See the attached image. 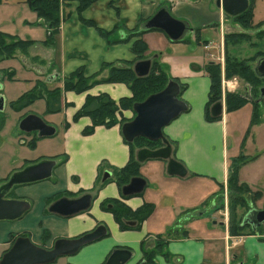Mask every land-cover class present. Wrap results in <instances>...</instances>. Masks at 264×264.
Masks as SVG:
<instances>
[{
  "label": "crops",
  "instance_id": "crops-1",
  "mask_svg": "<svg viewBox=\"0 0 264 264\" xmlns=\"http://www.w3.org/2000/svg\"><path fill=\"white\" fill-rule=\"evenodd\" d=\"M23 2L26 4L25 16L20 22L25 21L26 31L22 36L4 33L34 41L28 48L30 63L25 66L15 59V68L11 66L9 70H15L17 74L18 69H25L32 74L33 81L21 95L31 90L38 78L44 79L48 90L61 88L62 107L56 112L47 111L44 97L27 105V109L34 110L29 113L38 114L56 127L53 135L43 137L37 131L21 134V111L13 108L19 112L10 127L9 142L6 146L0 142L5 147L3 158L9 155L5 165L0 159V184L14 172L39 160L53 159L56 164L50 177L14 185L8 192L9 197L29 200L31 207L16 220H0V257L14 242L13 239L10 246L1 251L8 244L5 241L10 232L25 230L34 243L41 242L39 245L50 248L57 238L78 237L103 224L107 228L106 234L69 255L66 264H102L116 248L131 250L130 259L135 263L142 255L141 239L144 240L142 247L150 249L156 236L165 238L166 251L171 258L158 256L155 264H264V223L253 228L241 221L238 228L231 231L218 215L224 208L223 188L229 182L231 161L241 149V145L229 149L230 114L248 102L253 107L252 120L255 123L262 121L258 124L261 125L264 123V104L261 107V101H247L237 109L228 110L225 103L220 117L215 120L205 117L211 88L206 64L218 61L222 75H225L227 59L233 55L230 51L236 55L239 51L238 40L250 43L247 47L252 48L245 58L259 54L258 60L264 56V34L258 35L264 30V0H250L249 26L243 18L248 10L231 16L217 6L216 0H95L81 10L75 1L61 4L59 29L52 34V29L38 17L27 0ZM162 6L186 22L189 30L185 36L171 40L163 31L153 29L136 35L134 32L145 29L144 23ZM236 35L245 38L237 39ZM140 37L147 44L142 55L134 49V41ZM146 58H150L152 64L157 62L164 73L179 82V96L188 106L163 128L171 142L172 156L187 169L183 176L169 174L165 159L137 160L139 148L132 150L121 129L122 120L128 121L135 116L133 108L117 111V123L96 125L90 133H84L85 127L92 124L90 116L74 119L88 94L105 93L115 101L132 95L127 82L102 81L110 72L106 64L127 66L133 61V67L136 61ZM79 68L86 76H93L92 80L99 81L81 92L65 89L64 81ZM4 76L13 80L19 78L18 74L7 76L0 72V84ZM8 88L0 90L5 104L7 99L3 90ZM19 97L8 99L10 105ZM41 101L44 105L36 109V102ZM133 155L139 162L136 175L144 177L147 183L142 192L125 196L122 194L124 184L118 182L116 171ZM105 171L111 174L104 179ZM255 181L238 177V183L249 192L256 191L257 204H264V182L257 184ZM85 193L92 195L88 209L70 216L49 211V206L57 199L79 197ZM107 198L122 200L133 209L151 202L154 209L139 229H121L113 212L101 206ZM43 231L49 234L45 239L41 236Z\"/></svg>",
  "mask_w": 264,
  "mask_h": 264
},
{
  "label": "water",
  "instance_id": "water-1",
  "mask_svg": "<svg viewBox=\"0 0 264 264\" xmlns=\"http://www.w3.org/2000/svg\"><path fill=\"white\" fill-rule=\"evenodd\" d=\"M221 7L231 16H238L248 10L250 0H216ZM148 30H161L171 40H180L189 30L184 20L174 17L167 7H160L145 23ZM152 60L150 58L138 60L133 69L137 76L143 77L150 73ZM255 74L264 78V56H261L253 68ZM1 90V84H0ZM180 84L170 79L166 86L155 93L148 95L143 101L135 102L133 110L135 116L125 121L122 126V134L127 142H133L137 137H145L151 141L160 142L162 145L156 148L141 147L136 152L137 160L142 162L147 159L167 160V172L169 174L185 175L187 169L182 162L172 156L170 140L164 135L163 128L179 114L186 111L188 106L180 96ZM264 98V84L259 87V97L256 102ZM225 102L220 99L212 104L211 116L220 117L223 114ZM5 105V98L0 92V111ZM19 128L24 132L37 131L38 135L51 136L56 132V127L47 123L41 116L29 113L19 122ZM56 161L42 159L36 163L25 166L11 174L6 182L0 184V220H15L20 218L31 207L27 199L7 196L10 189L17 184L43 180L51 176ZM111 174L105 171L104 179ZM146 179L142 176H132L122 186V194L125 196L137 194L146 186ZM92 195L85 193L79 197H61L49 206V211L63 216H70L84 211L91 206ZM264 221V206L259 209H250L242 218L243 224H250L256 228ZM107 228L100 224L90 232H86L74 238H57L52 247L47 248L34 243L28 236L20 235L5 251L0 259V264H48L58 257L76 253L83 245L92 242L105 235ZM132 256L128 248H116L102 264H125Z\"/></svg>",
  "mask_w": 264,
  "mask_h": 264
},
{
  "label": "trees",
  "instance_id": "trees-1",
  "mask_svg": "<svg viewBox=\"0 0 264 264\" xmlns=\"http://www.w3.org/2000/svg\"><path fill=\"white\" fill-rule=\"evenodd\" d=\"M2 0H0L1 2ZM77 2V8L79 10L83 9L85 6L89 5L91 2L95 0H27L29 6L37 13L38 17L41 18L47 25L52 29L51 34L59 29V24L61 21V4H71L72 2ZM252 8V7H251ZM251 8L243 14V18L245 21V25L249 26V17ZM261 26V25H260ZM148 29H143L140 31H135L136 35H141L142 31H146ZM264 34V30L260 31L258 35ZM8 35V34H7ZM5 33H0V44L3 43V49H0V60L4 59L8 55V49L14 46L21 45L22 43H27L30 45L34 41L32 39H14L12 42H4L3 39L6 37H13ZM232 36V35H231ZM237 39H244V35H236ZM233 38V37H232ZM15 41V42H14ZM134 49L138 55H142L143 52L147 49L146 41L141 37L134 41ZM245 60H241V62H237V67L242 65L244 67ZM132 63L128 62V65H114L113 63L106 64L110 68L109 76L102 79V81L109 82H127L132 90V95L130 97H121L119 101H115L108 94L100 93L98 95L88 94L83 106L75 113L74 119H78L80 116L88 115L91 117L92 124L86 126L84 129V133H90L94 130L96 125H105L111 126L112 124L117 123L119 120L117 119V111L121 109H125L128 107L133 108L135 102L143 101L148 95L158 92L162 90L168 81L171 79L164 71L159 67L157 62L152 64L151 71L148 75L140 77L137 76ZM232 65V64H231ZM234 66V65H233ZM247 74L244 76L245 80L249 83L253 84L254 91L256 92L258 81L256 79H262L257 77L250 64H246ZM206 69L211 77V88L209 93V100L206 105L205 117L207 120H215L216 117L211 116L210 108L213 103L222 99V90L220 88L221 80H222V70L221 66L217 62H209L206 64ZM232 66L229 69L228 65L225 70V76L233 74ZM8 76L14 73L11 69L9 70ZM254 76V77H253ZM252 78V79H251ZM256 78V79H253ZM93 76H86L81 68L76 69L74 72L69 75L64 81V88L75 90V91H85L90 86H92L95 82L99 80H92ZM40 80H37L35 86L21 95L16 101L12 102V106L14 109H22L26 107L29 103L33 102L35 99L39 97H44L46 100V110L49 112L59 111L62 107L61 99V88L56 87L50 90H44L45 85H42ZM264 82V79L262 80ZM262 85V83H260ZM264 84V83H263ZM42 85V86H41ZM182 87V86H181ZM43 91V92H42ZM259 91V90H258ZM257 91V92H258ZM226 104L228 110H234L245 104L247 100L240 97L238 94L227 93ZM126 120H122L125 122ZM2 124L0 125V129ZM131 146L132 150L135 147H150L156 148L159 146L160 142L151 141L145 137H137L133 142H128ZM248 156L243 154V160L239 161V163L235 162L233 168L230 170V182L236 181L238 183L237 169L249 160ZM252 159V158H251ZM235 161V159H234ZM138 164L133 157L129 160V162L122 168L116 171V178L118 182L123 185L129 182L132 176H135L138 173ZM242 186L243 185H239ZM101 206L104 209L110 210L113 212L116 221L119 223V226L123 229L128 228H137L143 222L145 218H147L153 211L154 205L151 202H145L142 206L133 209L129 205H127L122 200L107 198L102 201ZM163 241H157V245L162 244ZM164 243V242H163ZM144 264H150L148 260L145 261ZM205 264V263H201Z\"/></svg>",
  "mask_w": 264,
  "mask_h": 264
},
{
  "label": "rangeland",
  "instance_id": "rangeland-1",
  "mask_svg": "<svg viewBox=\"0 0 264 264\" xmlns=\"http://www.w3.org/2000/svg\"><path fill=\"white\" fill-rule=\"evenodd\" d=\"M24 7L26 8V4L23 2V0H2L0 2V33L11 32V33H17L21 36L23 35V33L26 31V28H25L26 23L25 21H23L22 22L23 24H22L20 22V18L25 16ZM14 39H18V38L17 37H6L3 39V41L10 43ZM243 41L244 40H238V42L240 43L237 44L239 48L237 55L235 52L230 51V53L233 55L229 56L227 59L228 68L230 69L232 66L233 74L228 75V77L227 75L226 76L222 75L220 88L222 90V99L224 102L226 101L225 95L227 93H234L238 95L240 91L242 92L245 91V85H244L245 77L244 76L247 74L246 64L251 63L252 65L251 64L250 65L252 66V69H253V63L255 62V60L257 59V56L259 55V54L258 55L255 54L253 56H250L249 59L245 58L247 57V55H249V53L251 54L252 48L247 47L248 44L250 43L248 42L242 43ZM29 46L30 45H28L27 43H22L21 45H18V46L12 45V47L8 49L7 57L0 60V72L3 73V75L8 76V73L10 72L9 71L10 67L12 66L13 68H15V65H16L14 63L15 59L18 60L19 62L24 63L25 66L29 65L30 63L29 53H28ZM0 49H3V43L0 44ZM241 60H245L243 61L244 62L243 68H242V65L240 66V64H239V67L236 66V64H238L237 62H241ZM37 71H39V69ZM38 73L39 72H37V74ZM13 74L14 76L18 74L19 78H16L13 80V79H9L6 76H4L2 77V81H1L2 89H4L6 86H9L7 90H3V93L7 99V102L5 104V107L2 110L3 113L0 112V125L3 124V121H4V124L1 127L0 142H2V145L5 144L4 146H6V144L9 142L8 140H9L10 127L13 125V121L17 118L18 116L17 113L19 112V110L13 109L8 99L12 97H15V98L19 97L23 93L25 87H28L29 84L33 81L32 74L25 69L23 70L18 69L17 74H15V70H14ZM253 79H256V78H253ZM38 80H40L39 82L42 85H44L45 81L43 78L42 79L38 78ZM256 80L258 81V85L255 84V86L257 87L261 85L260 83L262 84L264 83L262 82L263 79H256ZM247 84L249 85V83ZM44 90H48V89L43 88V91ZM260 101H258L257 103L260 102L261 103L260 106L262 107V104H264V98L261 99ZM247 104L248 105L243 106L239 110L237 109V110L232 111L234 113L230 114L229 132H228L229 149L231 146L232 148L237 149V147L241 145L240 152L237 154L236 157H234L235 161L234 159L231 161L230 170L233 168L232 166H234L235 162L239 163V161L243 160V154H244L248 156L247 160L249 159L250 160L245 163H242L241 167L237 169V176L244 177V178H250V179L256 180L255 182L257 184H261L264 182V123L261 125H258L262 121H258V123H255L254 120H252V116H253L252 108L253 107L250 103L247 102ZM41 105L43 106L44 102L42 101L41 103L36 102L35 108L37 109V107L39 108V106ZM262 110H263V117H264V108H262ZM20 111H21L20 113L21 115L19 119L21 120V118H23L29 112H32L34 110L27 109V106H26V107H23L22 109L20 108ZM19 130L21 134H24V131H22L21 129ZM26 134L27 133H25V135ZM2 145L0 144V159L3 160V164L5 165L9 161V155H8L9 153L7 152L6 155L8 156H5L3 158L5 147H2ZM244 146H245V149H243ZM253 174H255L254 177H253ZM234 183L235 181L230 182L229 180L228 185L224 186L223 188L225 191L224 198H223L225 199L224 208L222 209V212L220 214L218 213L219 217L223 218L225 223L228 224L229 230L231 231L232 229L238 228L239 226L238 224L241 223L242 217L248 211L249 208H257V207L261 208L264 205V204H257L256 199L254 197L256 191L251 190V192H249L246 189V187L239 186L241 184L237 183V181H236V184ZM146 190H148V188ZM257 192H261V191L258 190ZM239 195H241L242 198H239ZM262 223H264V221ZM140 227H141V224L137 228H128V229H139ZM17 235L18 236L27 235L28 237H30L29 233L25 230L18 231L15 233L10 232V234H8L9 239L5 241L8 244L4 245L1 251L7 249L10 246V242H12L13 239L15 241V238L18 237ZM41 236H42V239H45L49 236V234L47 233V231L46 232L43 231ZM156 239L157 240L154 246L150 249L142 247L144 246V240L141 239L140 241V246H141L140 249H141V254H142L141 257L135 263H132L133 260L131 258L125 264H144L146 260H148L150 264H155L157 257L161 255L167 259H170L171 255L168 254L166 251L167 249L165 245L166 241L164 240L165 238L163 239L161 236H156ZM157 241H163L164 243L161 242L162 244H159L158 246ZM68 256L69 255L60 256L58 257L57 262L55 263L53 262L51 264H66V259L68 258Z\"/></svg>",
  "mask_w": 264,
  "mask_h": 264
},
{
  "label": "flooded vegetation",
  "instance_id": "flooded-vegetation-1",
  "mask_svg": "<svg viewBox=\"0 0 264 264\" xmlns=\"http://www.w3.org/2000/svg\"><path fill=\"white\" fill-rule=\"evenodd\" d=\"M253 70V69H252ZM254 71V70H253ZM255 73V72H254ZM257 76V75H256ZM258 77V76H257ZM264 79V78H262ZM249 82H247L245 80V91L242 92L240 91L239 92V95L240 97H242L243 99L247 100V101H251V102H256V99L259 97V93L257 92L259 90V87L261 86H258V88H256V92L254 91V87H253V84L252 83H249V85L247 84ZM263 85V84H262Z\"/></svg>",
  "mask_w": 264,
  "mask_h": 264
}]
</instances>
